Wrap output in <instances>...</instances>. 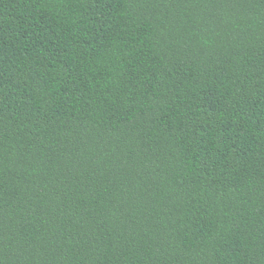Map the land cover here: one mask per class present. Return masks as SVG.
I'll return each instance as SVG.
<instances>
[{
  "label": "trees",
  "instance_id": "1",
  "mask_svg": "<svg viewBox=\"0 0 264 264\" xmlns=\"http://www.w3.org/2000/svg\"><path fill=\"white\" fill-rule=\"evenodd\" d=\"M0 264H264V0H0Z\"/></svg>",
  "mask_w": 264,
  "mask_h": 264
}]
</instances>
